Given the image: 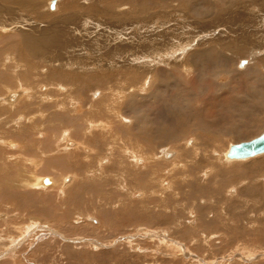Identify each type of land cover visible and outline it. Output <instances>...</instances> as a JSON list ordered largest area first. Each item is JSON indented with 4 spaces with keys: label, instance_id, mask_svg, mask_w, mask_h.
Wrapping results in <instances>:
<instances>
[{
    "label": "rangeland",
    "instance_id": "obj_1",
    "mask_svg": "<svg viewBox=\"0 0 264 264\" xmlns=\"http://www.w3.org/2000/svg\"><path fill=\"white\" fill-rule=\"evenodd\" d=\"M10 1L0 0V264H264V165L257 162L264 154L222 159L230 144L264 132V55H257L264 51L233 55L225 63L217 56L200 57V51L213 53L223 48L221 42L251 31L259 46L264 27L243 14L223 16L230 0H206L215 3V16L201 6L181 7L184 0H57L56 6H49L55 0H38L37 10ZM233 1L244 13L253 2L264 12V0ZM73 2L74 8L65 10V3ZM221 14L224 21H217ZM44 29L60 31L66 47L41 61L21 60L23 32L39 36ZM12 51V60L6 59ZM244 57L248 61L237 68ZM50 58L58 60L57 69H81L85 77L72 78L73 84L61 81L46 63ZM205 61L215 62L206 74L200 71ZM28 66H33L30 74L24 73ZM147 77L155 90L141 85ZM14 92L22 95L18 102ZM122 115L130 120L122 121ZM89 116L114 125L94 132L98 149L91 154L65 149L43 158L39 169L31 167L27 160L42 158L33 143L43 138L47 149H62L63 133L73 130L74 138L94 144L82 138ZM149 136L155 142H148ZM128 148L150 158L144 162ZM169 148L175 149V160L164 155ZM33 173L40 175L38 181ZM62 175H67L63 183ZM22 179L28 181L23 186ZM42 179L55 184L43 186Z\"/></svg>",
    "mask_w": 264,
    "mask_h": 264
},
{
    "label": "bare ground",
    "instance_id": "obj_2",
    "mask_svg": "<svg viewBox=\"0 0 264 264\" xmlns=\"http://www.w3.org/2000/svg\"><path fill=\"white\" fill-rule=\"evenodd\" d=\"M7 1V0H6ZM13 1H15V0H13ZM44 1V0H43ZM109 1V0H108ZM185 1V3H187V4H183L182 3V5H181V7H183V8H187V6L189 7L190 6V8H193V7H200L201 6V9L200 10H203V11H206L208 14H210V16L211 15H213V16H215L214 14H216L217 13V8H216V5H215V3L212 1V2H210V1H206V0H184ZM231 1V3H232V5H228V7L227 6H225L226 8H224V9H222V14H223V12H224V14H223V16L226 14V15H228L229 13L230 14H232V13H238V15L240 16V18H241V15L243 14L244 15V18L247 20V21H252V22H254L255 24H257L258 26H263L264 27V16H262V13H264V12H262V13H260V11H259V9H260V7H262V5H256L255 7H254V2H253V4H252V7L250 8V11H247V10H245V9H247V7L249 8V6H243V9L245 10V13L242 11V9H241V6L240 5H238V6H236V5H234V1L233 0H230ZM241 1H243V0H241ZM9 2V1H8ZM16 2V4L18 3V5L19 6H23V7H27V10H29V8H31V9H39L38 7H39V2H38V0L36 1V0H16L15 1ZM15 2H14V4H15ZM53 1H51V3H52ZM57 2V0H55L52 4L50 3V5L49 6H56L57 4H58V2H57V4L55 5V3ZM75 2V1H74ZM74 2L73 3H69V4H66L65 3V5H66V8L67 9H65V10H72L73 8H74ZM110 2V1H109ZM256 2V1H255ZM7 3V2H6ZM225 3H226V1H225ZM242 3H244V2H242ZM252 3V2H251ZM261 3H263V2H261ZM8 4H12V0L10 1V3H8ZM132 4V3H131ZM230 4V3H229ZM238 4V3H237ZM264 4V3H263ZM6 5V4H5ZM136 5V4H135ZM142 5V4H141ZM140 5V6H141ZM250 5V4H249ZM82 6H84V5H82ZM133 6V5H132ZM144 6V5H143ZM236 6V7H235ZM4 7V6H3ZM22 7V8H23ZM60 7V6H59ZM93 7V6H92ZM131 7V6H130ZM1 8V7H0ZM61 8H62V6H61ZM135 8V7H134ZM142 8V7H141ZM154 8V7H153ZM83 9H86V8H84L83 7ZM138 9V8H137ZM137 9H135V10H137ZM143 9V8H142ZM147 9V8H146ZM98 10V9H97ZM131 10H132V8H131ZM130 10V12H132ZM158 10V9H157ZM209 10V11H208ZM56 11V10H55ZM100 11V10H99ZM98 11V12H99ZM103 11V10H102ZM101 11V12H102ZM143 11V10H142ZM263 11H264V9H263ZM34 12V11H33ZM36 12V11H35ZM88 12V11H87ZM98 12H96V13H98ZM109 12V11H108ZM111 12V11H110ZM158 12V11H157ZM212 14H211V13ZM37 13V12H36ZM73 14L75 13L74 11L72 12ZM94 13V12H93ZM155 13V12H154ZM9 14V13H8ZM110 14V13H109ZM219 14V13H218ZM222 14H221V16H216L215 18L217 19V21H220L221 19L223 20V16H222ZM118 15H120V14H117V16ZM132 15V14H131ZM225 15V16H226ZM233 15H235V14H233ZM5 16V15H4ZM70 16V15H69ZM69 16H68V19L67 20H72L71 19V16H72V14H71V16H70V18H69ZM113 16H114V14H113ZM117 16H115V17H117ZM40 17V16H39ZM60 17V16H59ZM65 17V16H64ZM73 17V16H72ZM148 17V16H147ZM205 17H207V16H205ZM62 18H63V16H62ZM73 18H76L75 16L73 17ZM230 18V17H229ZM239 18V19H240ZM11 19V18H10ZM65 19V18H64ZM204 19V18H203ZM241 20V19H240ZM240 20H239V23H240ZM45 21V20H44ZM51 21V20H50ZM142 21V20H141ZM224 21V20H223ZM83 22H88V20H86V21H83ZM137 22V21H136ZM143 22V21H142ZM133 23V22H132ZM137 23H139V22H137ZM142 24V23H141ZM249 26H251L249 23H247ZM260 24V25H259ZM143 25V24H142ZM254 25V24H253ZM21 26V25H20ZM257 26V27H258ZM139 27V26H138ZM137 27V28H138ZM231 27V26H230ZM242 27V26H241ZM248 27V26H247ZM251 28V27H250ZM262 28V27H261ZM53 29V28H52ZM240 29V28H239ZM245 29V28H244ZM249 29V28H248ZM257 29H259V28H257ZM264 29V28H263ZM55 30V29H54ZM57 30V29H56ZM52 31V32H50V31H48L47 32V30H41V34L38 36H34V35H31L30 33H28L27 31H24L23 33L24 34H22L23 35V45H21V49L23 50V53H20L21 54V56L23 55L24 57H21V60H23L24 62L26 61V62H28V57H32V56H35L36 57V59H38L39 61H41V60H44L46 57H47V55H50L51 53H55V51H56V49L58 50V49H61V50H63L64 49V47H66V46H64V41L62 42L61 41V38H60V36L62 35L61 33H60V31ZM242 30V29H241ZM251 30V29H250ZM205 31V30H204ZM236 32H238V31H235L234 30V33H236ZM244 32H246V31H244ZM243 31H241V33H244ZM248 32V31H247ZM264 32V31H263ZM254 33L256 34V32H254V31H251V32H249V33H245V34H238V35H236L235 34V39H230V40H228V41H226L225 42V44H223L222 42H221V46H223V48L222 47H220V48H218L217 49V51L216 50H214V52L212 53L211 51H208V50H202V51H200V53H203V54H201L200 55V57L201 56H203V57H208V60H212V58H213V56H217L218 57V59H221L222 61L221 62H228L229 61V59L230 58H232V57H234L233 55H242V54H246L247 52H250V53H253V57H254V55H255V53L254 52H256V50L258 49V50H260V51H264V42H263V44H262V40L260 41V45L259 46H257V44L254 42V39H256L255 38V36H254ZM195 35V34H194ZM261 36H263L264 37V34L263 35H261ZM206 37V36H205ZM257 37V36H256ZM220 37H218V39H219ZM222 39V38H221ZM22 41V40H21ZM216 41V40H215ZM219 41H223L224 42V39H222V40H220L219 39ZM219 41L217 40V42H218V44H219ZM67 44V43H66ZM163 44V43H162ZM193 44V43H192ZM68 45V44H67ZM62 46H64V47H62ZM69 46V45H68ZM159 47V46H158ZM180 47V46H179ZM191 47H192V45H191ZM155 48V47H154ZM157 48V47H156ZM190 48V47H189ZM149 49V48H148ZM159 49H160V47H159ZM199 49H201V47L199 48ZM202 49H204V48H202ZM66 50V49H65ZM78 50V49H77ZM156 51V50H155ZM183 51H185V50H183ZM188 51V50H187ZM204 51V52H203ZM160 52L161 51H159V54H160ZM186 52V51H185ZM59 53V52H58ZM12 54H14V52L12 51V53H9V54H7L6 55V59H11L12 60ZM78 54V53H77ZM91 54H92V52H91ZM156 54H157V51H156ZM158 54V55H159ZM164 54V53H163ZM172 54V53H171ZM181 54V53H180ZM54 55V54H53ZM52 55V56H53ZM153 55V54H152ZM168 55V54H167ZM258 56H262L263 57V55H264V53H260V54H257ZM55 56H57L59 59H62V58H60V55H55ZM62 56V55H61ZM155 56V55H154ZM173 56H175V52L172 54V55H170L169 57H172L173 58ZM240 57V56H239ZM242 57V56H241ZM162 58H163V56H162ZM256 58V57H255ZM15 59V58H14ZM51 59V58H50ZM53 59V58H52ZM51 59V60H52ZM67 59V58H66ZM144 59H146V57L144 58ZM167 59V58H166ZM244 59V60H243ZM242 60H240L239 61V63L237 64L238 66H237V68L239 67V68H242L243 66H244V64L248 61V58L246 59L245 57L243 58ZM161 60V59H160ZM207 60V59H206ZM47 61V60H46ZM58 60H52L51 62H46L49 66H51V67H53V69L54 70H56V73L54 74V76H57V77H60L61 78V81L63 80V81H65L66 83H72V81H71V79L72 78H74V79H76V78H78L79 77V75L82 73V72H79V70H81V69H79L78 71L77 70H74L73 72H75L76 74H74L73 72H69V70L66 72L65 71V69L64 70H61V69H63V68H61V69H57L56 68V66H55V62H57ZM65 60H63V64L64 63H67V62H64ZM162 61V60H161ZM160 61V62H161ZM168 61V60H167ZM181 61H183V60H181ZM190 61V60H189ZM254 61V60H253ZM262 61H264V57L262 58ZM166 61H163V63H165ZM184 62V61H183ZM182 62V63H183ZM191 62V61H190ZM201 62V61H200ZM4 63H5V59H4ZM72 63V62H71ZM75 63H76V61H75ZM78 63V62H77ZM76 63V64H77ZM97 63V62H96ZM147 63V62H146ZM185 63V62H184ZM192 63V62H191ZM208 63H211V64H208ZM213 63H215L214 61L213 62H211V61H205L204 63H202L201 65H200V68H205V69H201L200 71L201 72H203V73H209V72H211L212 71V68H213ZM224 63H223V65H224ZM31 64V63H30ZM73 64V63H72ZM72 64H70V66L72 65ZM88 64V63H87ZM86 64V65H87ZM186 64V63H185ZM185 64H175L174 66H184ZM206 64H208V66H206ZM144 65V64H143ZM188 65V64H187ZM191 65V64H190ZM193 65V64H192ZM77 66V65H76ZM210 66V67H209ZM13 67H14V65H13ZM30 67L32 68L33 66H28V69H27V71H24V73H26V74H30ZM62 67V66H61ZM149 67H151V66H149ZM193 67V66H192ZM255 67H257V66H255ZM264 67V66H263ZM36 68V67H35ZM78 68H79V65H78ZM82 68V67H81ZM85 68V67H84ZM187 68H189V67H187ZM253 68V67H252ZM13 69L14 68H12L11 70L13 71ZM17 69V68H16ZM71 69V68H70ZM74 69V68H73ZM72 69V70H73ZM127 69V68H126ZM217 69L219 70V72H220V74H225V75H227V76H230L231 75V72L229 71V70H227V69H225V68H223V67H217ZM183 70V69H182ZM192 70V69H191ZM235 70V69H234ZM249 70H251V69H249ZM9 71V70H8ZM11 71V72H12ZM148 71V70H147ZM247 71V70H246ZM252 71V70H251ZM35 72V71H34ZM185 72H187V71H185ZM234 72V71H233ZM238 72V71H237ZM14 73V72H13ZM23 73V74H24ZM36 73V72H35ZM151 73V72H150ZM254 73V72H253ZM258 73V72H257ZM264 73V72H263ZM10 74V73H9ZM144 74V73H143ZM147 73H145V75H146ZM153 73H151V75H152ZM234 74V73H233ZM244 74H245V72H244ZM262 74V73H261ZM14 75V74H13ZM81 75H83L82 77H85L84 76V73L83 74H81ZM80 75V76H81ZM148 75H149V73H148ZM154 75V74H153ZM172 75V74H171ZM188 75V74H187ZM211 75V74H210ZM235 75H236V73H235ZM260 75V74H259ZM259 75H257V76H259ZM92 76V79L93 78H95V76H93V75H90V77ZM142 76V75H141ZM173 76V75H172ZM220 76V75H219ZM21 77V76H20ZM56 77V78H57ZM126 77V76H125ZM175 77V76H174ZM233 77V76H232ZM55 78V79H56ZM59 78V79H60ZM114 78V77H113ZM152 78V77H151ZM264 78V77H263ZM10 79V78H9ZM13 79H14V77H13ZM58 79V80H59ZM85 79V78H84ZM86 79H87V76H86ZM89 79V78H88ZM153 79V78H152ZM218 79V78H217ZM230 80H232V78H229ZM58 80H56L57 82H58ZM157 80V79H156ZM179 80V79H178ZM188 80H189V78H188ZM262 80V79H261ZM60 81V80H59ZM153 81V80H152ZM158 81V80H157ZM180 81V80H179ZM190 81H192V80H190ZM224 81V80H223ZM28 82H30V81H28ZM85 82H88V81H85ZM135 82V81H134ZM133 82V83H134ZM147 82V83H146ZM159 83H160V81H158ZM186 82V81H185ZM184 82V83H185ZM258 82V81H257ZM84 83V82H83ZM168 83V82H167ZM196 83V82H195ZM198 83V82H197ZM196 83V84H197ZM10 84H11V82H10ZM31 84V83H30ZM73 84V83H72ZM71 84V85H72ZM90 84V83H89ZM136 84V83H135ZM153 84V83H152ZM156 84H158V83H156ZM155 84V85H156ZM171 84V83H170ZM173 84H174V82H173ZM181 84H182V82H181ZM187 84V83H186ZM193 84V83H192ZM4 85V84H3ZM28 85V84H27ZM93 85V84H92ZM141 85H143L144 86V88H149L150 90H155L154 89V87H153V89H151L150 88V77H147L146 79H145V81H144V83L143 84H141ZM154 85V86H155ZM167 85V84H166ZM175 85V84H174ZM176 85H178V84H176ZM29 86V85H28ZM105 86H107V85H105ZM109 86V85H108ZM107 86V87H108ZM185 86V85H184ZM106 87V88H107ZM131 87V86H130ZM14 88V87H13ZM12 88V89H13ZM142 88V87H141ZM140 88V89H141ZM76 89V88H75ZM108 89V88H107ZM110 89H112L111 87L109 88V90ZM149 89H145V90H148L147 92H148V94L150 93H153V91H150ZM33 90V89H32ZM118 90V89H117ZM141 90H143V88L141 89ZM184 90H185V88H184ZM193 90V89H192ZM30 91H31V88L30 87H28L27 88V94L28 95H30ZM60 91V90H59ZM75 91V90H74ZM113 91V90H112ZM80 92V91H79ZM103 92V91H102ZM107 92V91H106ZM20 93V92H19ZM19 93H15L14 92V94L12 95V98L13 99H15L16 100V102H18V100L22 97V95L21 94H19ZM39 93V92H38ZM78 93V92H77ZM155 93V92H154ZM24 94H25V92H24ZM82 94V93H81ZM105 94V93H104ZM103 94V95H104ZM113 94V93H112ZM27 95V96H28ZM106 95V94H105ZM147 95V94H146ZM112 96H114V94L112 95ZM148 96V95H147ZM152 96V95H151ZM154 96V95H153ZM158 96H159V93H158ZM16 97H17V99H16ZM31 97V96H30ZM29 97V98H30ZM107 97V96H106ZM155 97H156V95H155ZM10 98V97H9ZM32 98V97H31ZM114 98V97H113ZM112 98V99H113ZM160 98V97H159ZM117 99V98H116ZM133 99V101H134V98H132ZM150 99L152 100V98L150 97ZM157 99V98H156ZM80 100V99H79ZM104 100V99H103ZM111 100V99H110ZM149 100V99H148ZM263 100V99H262ZM9 104H10V101L7 99L6 100ZM112 101V100H111ZM101 102V101H100ZM104 102V101H103ZM107 102V101H106ZM144 102V101H143ZM146 102H148V101H146ZM76 103H78V102H76ZM108 103V102H107ZM106 103V104H107ZM112 103H114V102H112ZM117 103V102H116ZM132 103V102H131ZM12 104V103H11ZM111 104V103H110ZM14 105V104H13ZM167 105V104H166ZM85 106V105H84ZM11 107V106H10ZM81 109H83V106H81L80 107ZM166 108V107H165ZM194 108V107H193ZM183 109V108H182ZM177 110H179V109H177ZM190 111V110H189ZM99 110H97L96 112H92L91 111V114H95V113H98L99 114ZM105 112H108V111H106L105 110ZM187 112V111H186ZM122 114V113H121ZM181 114H183L182 112H181ZM70 115V114H69ZM72 115V114H71ZM178 115V114H177ZM189 115V114H188ZM107 116H109V115H107ZM107 116H105V117H107ZM118 116V115H117ZM185 117V116H184ZM188 117V116H187ZM112 119V118H111ZM121 119V118H120ZM130 120V118H127V117H125V116H123L122 115V121H124V120ZM257 119V118H256ZM259 120V119H258ZM19 121V120H18ZM190 121H192V120H190ZM131 122V121H130ZM150 122V121H149ZM86 127H84L83 128V134H82V138H84L85 140H91L92 141V143H93V141L95 142L94 144H91V143H88V142H86V141H84V140H80L81 138H74L71 134L73 133V130H71V133H70V130H66L64 133H63V135L65 136V139L67 140V142H66V145L64 144V146H62V149L59 147V149L58 148H55V146H52V148H46L47 147V145L48 144H46V142H44V140H46L45 138H43L41 141H39V143H33L35 146H36V148H37V150H39V149H41V159H38L37 157L36 158H32L31 160L29 159V158H25V159H29V160H27L28 161V163L31 165V167L33 168V167H35V168H40L42 165H44L43 164V158H46V157H48V156H50V154L51 153H60V152H62V150H68V149H70V150H72V149H75V150H78L79 148H81L84 152H86V153H88V154H91L95 149H98L97 147H98V139L97 138H95L96 140H94V138L93 139H91V137L93 136V134H94V132H97V130L99 131V132H103V131H105L106 130V128H108L107 126H110L109 128L111 129H113L114 128V125H113V123L111 122V121H105V120H101V119H94V118H92V117H87V120H86ZM185 123V122H184ZM7 124V123H6ZM125 124V123H124ZM129 124V123H128ZM22 125V124H21ZM127 125V124H126ZM177 125V124H176ZM175 125V126H176ZM182 125V124H181ZM180 125V126H181ZM18 126V125H17ZM36 126V125H35ZM127 127V126H126ZM150 127V126H149ZM189 127V126H188ZM20 128V127H19ZM130 128V127H129ZM134 128V127H133ZM168 128V127H167ZM17 129V128H16ZM170 129V128H169ZM15 130V129H14ZM18 130V129H17ZM21 130V129H20ZM76 130V129H75ZM171 130V129H170ZM172 130H173V128H172ZM179 130V129H178ZM166 131H167V129H166ZM174 131V130H173ZM42 132V131H41ZM165 132V131H164ZM171 132V131H170ZM179 132V131H178ZM43 134H45V136H46V134H48L47 132L45 133V132H42ZM41 133V134H42ZM111 133V132H110ZM114 133V132H113ZM148 133V132H147ZM173 133V132H172ZM196 133V132H195ZM40 134V135H41ZM52 134V133H51ZM108 134V133H107ZM106 134V135H107ZM163 134H166V132L165 133H163ZM167 134H168V132H167ZM179 134V133H178ZM264 134V132L262 133V134H260V135H258V136H256V137H254V138H252V139H250V140H253V139H257L258 137H260V136H262ZM54 135V134H53ZM60 135V134H59ZM113 135V134H112ZM115 135V134H114ZM149 135V134H148ZM157 135V134H156ZM155 135V136H156ZM44 136V137H45ZM118 136H119V134H118ZM179 136V135H178ZM182 136V135H181ZM183 136H185V134L183 135ZM106 137V136H105ZM113 137V136H112ZM111 137V138H112ZM116 137V136H115ZM150 137L151 136H149L148 138H149V140H148V142L149 141H154L155 142V140H152V139H150ZM59 138V137H58ZM172 138V137H171ZM174 138V137H173ZM172 138V139H173ZM193 138H195V137H193ZM11 139V141H12V138H10ZM105 139V138H104ZM121 139V138H120ZM162 139H163V137H162ZM177 139V138H176ZM181 139V138H180ZM190 139H191V137H190ZM112 140V139H111ZM115 140H117V138L115 139ZM123 140V139H122ZM192 140V139H191ZM198 140V139H197ZM197 140L195 141V142H197ZM250 140H246V141H250ZM64 141V140H63ZM156 141H158V140H156ZM165 141V140H164ZM168 141V139L165 141V142H167ZM171 141V140H170ZM169 141V142H170ZM172 141H174V140H172ZM199 141V140H198ZM246 141H242V142H246ZM36 142V141H35ZM101 142V141H100ZM120 142V141H119ZM159 142H161V141H159ZM168 142V143H169ZM180 142V141H179ZM193 143H194V141H192ZM242 142H238V143H235V144H230L228 147H227V149L226 150H224L223 152H222V159H224L225 161H227V162H233V161H243L244 159H249V158H252V157H255V156H258V155H261V154H264V152H262V153H259V154H257V155H254V156H252V157H247V158H236V157H229V155H228V152H229V150H230V148H231V146L232 145H236V144H240V143H242ZM60 143V140L58 139L57 140V142H56V144L58 145ZM118 143V142H117ZM164 143V142H163ZM172 143V142H171ZM185 143L187 144V142H186V140H185ZM191 143V142H190ZM189 142H188V144H190ZM192 143V144H193ZM55 144V143H54ZM100 144V143H99ZM111 144H112V142H111ZM165 144V143H164ZM187 144V145H188ZM42 145H44V147L42 146ZM75 146V148H74V146ZM135 145V144H134ZM170 145V144H169ZM180 145V144H179ZM24 145H18V147L19 148H22ZM73 146V148H71ZM109 146V145H108ZM111 146V145H110ZM116 146V145H115ZM185 146V145H184ZM190 146H193V145H190ZM196 146H198V145H196ZM57 147V146H56ZM118 147V146H117ZM169 147H171V146H169ZM183 147V146H182ZM194 147V146H193ZM199 147V146H198ZM3 148V147H2ZM177 148H178V146H177ZM200 148V147H199ZM198 148V149H199ZM166 149V148H165ZM184 149V148H183ZM195 149V148H194ZM197 149V148H196ZM80 150V149H79ZM175 150V149H174ZM174 150L172 149H170L169 148V150L166 152H164V155H166L167 157H171V156H173V158H174V156H175V153H176V151H175V153H173L174 152ZM191 150V149H190ZM200 150H202V149H200ZM200 150H199V152H200ZM108 151H110V150H108ZM112 151V150H111ZM180 151V150H179ZM196 151V150H195ZM194 151V152H195ZM120 152V151H119ZM128 152H130V154L132 153V152H136V151H132V149H129L128 148ZM68 153H73V154H75L73 151H71V152H68ZM193 153V152H192ZM15 154V153H14ZM80 154V153H79ZM133 154H135V153H133ZM200 154V153H199ZM226 154V156H225V158H224V155ZM106 155V154H105ZM155 155V154H154ZM157 155V154H156ZM196 155L197 154H195V157H196ZM54 156V155H53ZM143 156V157H142ZM166 156H164L165 158L164 159H166V160H168L167 158H166ZM103 157V160H102V158H101V160L102 161H104L105 159L104 158H106L105 156H102ZM130 157V156H129ZM134 157H139V158H141L142 160H144V162L147 160V158H150V155H148L147 154V156H144L143 154H141V153H138V152H136V154H135V156ZM158 157V156H157ZM20 158H22L21 156H20ZM19 158V159H20ZM132 158V157H131ZM131 158H129V159H131ZM153 158V157H152ZM156 158V157H155ZM201 158V157H200ZM205 158V157H204ZM138 159V158H137ZM23 160V159H22ZM49 160V159H48ZM135 160V159H134ZM133 160V161H134ZM158 160V159H157ZM171 160V159H170ZM174 160H175V158H174ZM195 160V159H194ZM109 161V160H108ZM136 161H138V160H136ZM139 161H141L140 159H139ZM22 162V161H21ZM45 162V161H44ZM258 163H259V165L258 166H260V165H264V160L262 161L261 159L260 160H258L257 161ZM19 163H20V161H19ZM27 163V164H28ZM46 163V162H45ZM102 163V162H101ZM140 163V162H139ZM147 163V162H146ZM17 164H18V162H17ZM26 164V165H27ZM103 164V163H102ZM135 164H136V162H135ZM141 164V163H140ZM174 164V163H173ZM145 165V164H144ZM22 166V165H21ZM48 166V165H47ZM135 166V165H134ZM137 166V165H136ZM172 166V165H171ZM249 165H247V167H248ZM251 166V165H250ZM139 167V166H138ZM140 167H141V165H140ZM148 167V166H147ZM253 167V166H252ZM251 167V168H252ZM53 168V167H52ZM251 168H250V171H251ZM55 169V168H54ZM97 169V168H96ZM104 169V168H103ZM174 169V168H173ZM246 169V168H245ZM4 170V169H3ZM175 170V169H174ZM254 170V169H253ZM260 170V169H259ZM16 171H18V169L16 170ZM31 171H33L32 169H31ZM114 171V170H113ZM166 171H168V170H166ZM176 171V170H175ZM35 172H36V170H35ZM153 172V171H152ZM257 172V171H256ZM5 173H6V171H5ZM27 173V172H26ZM156 173V172H155ZM18 174V173H17ZM34 174V173H33ZM37 174V173H36ZM36 174H34V182L35 181H38L39 179H38V177L40 176H37ZM264 175V174H263ZM15 176H18V175H16L15 174ZM25 176V175H24ZM65 176H67V175H62V177H61V180H60V182H62V181H64V179H66V181H67V177H65ZM153 176V175H152ZM163 176V175H162ZM0 177H2L1 175H0ZM43 177V176H42ZM47 177V176H46ZM161 177V176H160ZM166 177V176H165ZM174 177V176H173ZM60 178V177H59ZM72 176H71V178H68V181H72ZM82 178V177H81ZM164 178V177H163ZM258 179H261V178H263V177H261V175H259L258 177H257ZM13 179V178H12ZM16 179V178H15ZM50 179H51V177H50ZM50 179H42V185L44 186V185H48L49 186V184H53L54 183V181L53 180H50ZM54 179V178H53ZM141 179V178H140ZM11 180V179H10ZM157 180H159V178L157 179ZM256 180V179H255ZM262 181H263V179H262ZM12 182H13V180H12ZM25 182H28V181H24V179H22V182H21V186H23V184L25 183ZM55 182H56V180H55ZM74 182V179H73V181L72 182H69V183H73ZM152 182V181H151ZM160 182V181H159ZM258 182H260V181H258ZM257 182V183H258ZM9 183H11V182H9ZM15 182H13L12 184H14ZM18 183V182H17ZM57 183V182H56ZM63 183V182H62ZM65 183V182H64ZM69 183L68 184H66V185H69ZM161 183V182H160ZM173 183V182H172ZM12 184H11V186H12ZM55 184V183H54ZM173 184H175V183H173ZM260 184V183H259ZM258 184V185H259ZM15 185V184H14ZM59 185V184H58ZM72 185V184H71ZM8 186H10V185H8ZM16 186V185H15ZM25 186V185H24ZM27 186V185H26ZM48 186L46 187V189H48ZM50 186H54V185H50ZM49 186V187H50ZM88 186V185H87ZM263 186V185H262ZM16 187H18V186H16ZM38 187V186H37ZM62 187V186H61ZM255 187V186H254ZM2 188H5L6 189V187H2ZM9 188H12L13 189V186L12 187H9ZM22 188V187H21ZM28 188V187H27ZM43 188V187H42ZM69 188V187H68ZM143 188V187H142ZM216 188V187H215ZM18 189V188H17ZM65 189V188H64ZM67 189V188H66ZM138 189V188H137ZM259 189H260V185H259ZM3 190V189H2ZM140 190V189H139ZM232 190V189H231ZM248 190H251V188L249 189V188H247L246 190H245V192H248ZM74 191H75V189H74ZM229 191V190H228ZM1 192V191H0ZM14 192V191H13ZM250 192H254V191H250ZM229 193V192H228ZM259 193V192H258ZM5 194V193H4ZM7 195H9V194H7ZM5 196V195H4ZM64 196V195H63ZM244 196V195H243ZM262 196V195H261ZM146 197V196H145ZM161 197V196H160ZM212 197V196H211ZM76 199V198H75ZM153 199V198H152ZM146 201V200H145ZM15 202V201H14ZM215 202V201H214ZM234 202V201H233ZM8 203V202H7ZM233 204V203H232ZM149 207V206H148ZM237 207V206H236ZM231 209V208H230ZM149 211V210H148ZM253 211V210H252ZM251 211V212H252ZM255 211V210H254ZM253 211V212H254ZM72 212V211H71ZM126 212V211H125ZM223 212V211H222ZM226 212V211H225ZM147 213V212H146ZM149 215V214H148ZM182 215V214H181ZM242 215V214H241ZM244 215V214H243ZM227 216H229V215H227ZM240 217V216H239ZM155 218V217H154ZM235 218H236V215H235ZM245 218V217H244ZM219 219V218H218ZM230 219V218H229ZM233 219V218H232ZM232 219H230V220H232ZM240 219V218H239ZM251 219V218H250ZM175 220V219H174ZM229 220V221H230ZM234 220V219H233ZM236 220H238V219H236ZM247 220V219H246ZM235 221V220H234ZM241 221V220H240ZM255 222V221H254ZM230 223V222H229ZM235 224V223H234ZM22 225V224H21ZM222 225V224H221ZM236 225V224H235ZM254 227H256V228H258L259 226H254ZM233 230H234V228H233ZM222 231V230H221ZM232 234V233H231ZM184 235V234H183ZM50 238V237H49ZM225 239V238H224ZM242 243V242H241ZM222 244V243H221ZM239 245V244H238ZM237 245V246H238ZM246 245V244H245ZM14 249V248H13ZM248 250H250V249H248ZM224 252V251H223ZM259 257V256H258ZM257 257V258H258ZM243 258V257H242ZM225 260V259H224Z\"/></svg>",
    "mask_w": 264,
    "mask_h": 264
},
{
    "label": "water",
    "instance_id": "obj_3",
    "mask_svg": "<svg viewBox=\"0 0 264 264\" xmlns=\"http://www.w3.org/2000/svg\"><path fill=\"white\" fill-rule=\"evenodd\" d=\"M264 152V134L257 139L232 145L228 155L229 157L247 158Z\"/></svg>",
    "mask_w": 264,
    "mask_h": 264
}]
</instances>
